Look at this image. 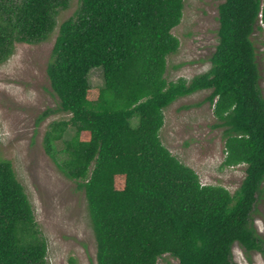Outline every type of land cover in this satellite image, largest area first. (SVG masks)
<instances>
[{"label": "trees", "instance_id": "16d2710c", "mask_svg": "<svg viewBox=\"0 0 264 264\" xmlns=\"http://www.w3.org/2000/svg\"><path fill=\"white\" fill-rule=\"evenodd\" d=\"M70 1L0 0V63L16 43L48 40ZM220 1L211 68L190 80L166 77L185 0H80L59 26L47 64L57 102L37 123L69 115L50 122L43 146L85 193L97 264H157L166 254L179 264H237L235 243L264 254L253 219L264 193V95L252 38L264 30V0ZM94 68L101 87L90 83ZM202 90L214 127L224 128L222 165H246L233 193L203 184L160 135L165 109ZM47 255L25 187L0 157V264H50Z\"/></svg>", "mask_w": 264, "mask_h": 264}, {"label": "rangeland", "instance_id": "374dc122", "mask_svg": "<svg viewBox=\"0 0 264 264\" xmlns=\"http://www.w3.org/2000/svg\"><path fill=\"white\" fill-rule=\"evenodd\" d=\"M220 0H185L182 22L173 29L179 49L167 58L169 81L187 80L211 68V56L218 44ZM80 0H71L60 10L57 26L49 39L36 44L16 43L14 53L0 63V157L12 162L33 205L35 219L48 243L50 264H97L96 240L89 218L85 193L67 178L46 153L43 138L50 122L67 119L56 113L37 123L38 116L57 102L52 93L47 64L59 26L74 14ZM261 73L264 95V30L252 36ZM92 86L104 84L102 68L89 74ZM210 90L181 97L165 109L160 131L163 143L183 163L191 166L203 184H220L232 193L245 177L246 165L223 166L225 157L223 127H214L217 118L205 100ZM70 127L65 137L70 138ZM61 144V143H60ZM254 224L264 237V193L253 215ZM237 264H264V254L233 246ZM157 264H179L169 254Z\"/></svg>", "mask_w": 264, "mask_h": 264}]
</instances>
